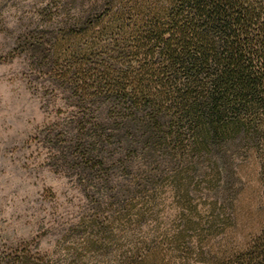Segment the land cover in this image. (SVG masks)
Here are the masks:
<instances>
[{
	"label": "trees",
	"instance_id": "obj_1",
	"mask_svg": "<svg viewBox=\"0 0 264 264\" xmlns=\"http://www.w3.org/2000/svg\"><path fill=\"white\" fill-rule=\"evenodd\" d=\"M41 4L17 47L90 201L63 262L1 263L264 264V0Z\"/></svg>",
	"mask_w": 264,
	"mask_h": 264
},
{
	"label": "rangeland",
	"instance_id": "obj_2",
	"mask_svg": "<svg viewBox=\"0 0 264 264\" xmlns=\"http://www.w3.org/2000/svg\"><path fill=\"white\" fill-rule=\"evenodd\" d=\"M41 1L0 0V264L23 252L63 262L74 243L61 242L60 230L90 201L83 186L48 157L43 138L52 115L30 84L27 61L17 47L38 22ZM153 226L147 220L140 235ZM123 230L132 234L134 225Z\"/></svg>",
	"mask_w": 264,
	"mask_h": 264
}]
</instances>
